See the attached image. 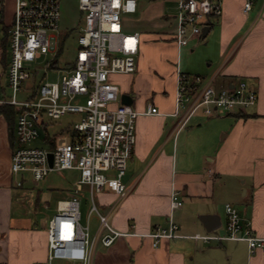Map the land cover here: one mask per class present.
Returning a JSON list of instances; mask_svg holds the SVG:
<instances>
[{
  "label": "crops",
  "instance_id": "crops-1",
  "mask_svg": "<svg viewBox=\"0 0 264 264\" xmlns=\"http://www.w3.org/2000/svg\"><path fill=\"white\" fill-rule=\"evenodd\" d=\"M8 2L14 6V1ZM222 5V14L206 25L210 26L206 36H192L185 46L179 47L173 38L176 14L165 15L168 31L136 30L142 38L136 71L112 76L120 86L118 103L124 96L140 113L136 144L123 177L131 190L111 217L114 227L127 234L110 247L98 244L95 264H264V254L250 253L244 239L195 237L227 233V203L239 204L243 220L251 221L255 233L264 236V0H254L249 11L245 0H223ZM160 39L164 56H155L159 64H153L151 50ZM183 51L187 55V63L180 66L183 71L205 80L215 77L217 86L246 79L258 90L257 102L246 111H218L212 116L200 111L176 129L177 67ZM150 104L160 113H147ZM68 127L49 131L54 146L71 138ZM17 145V138L15 145L10 143L9 122L0 113V264H40L49 256L50 220L39 215L33 202L24 203L27 196L16 189L27 181V172L16 182L11 170ZM174 187L184 202L173 210ZM100 194V210L110 211L118 194L108 187ZM222 197L227 198L224 204ZM204 214L216 215L210 228L201 218ZM170 217L179 226L177 234L154 245L150 233L158 224L167 226ZM53 264L79 262L55 259Z\"/></svg>",
  "mask_w": 264,
  "mask_h": 264
},
{
  "label": "built area",
  "instance_id": "built-area-1",
  "mask_svg": "<svg viewBox=\"0 0 264 264\" xmlns=\"http://www.w3.org/2000/svg\"><path fill=\"white\" fill-rule=\"evenodd\" d=\"M6 1L0 0V42L7 41L10 50L5 59L4 50L0 52V105L13 104L18 109V145L12 153L11 170L29 172L36 181L54 170L80 172L74 192L58 201L57 212L50 219L49 256L47 262L40 264H53L55 259L95 264L98 244L110 247L127 234L114 227L111 217L131 190L123 177L136 144L140 112L130 104L118 103L120 86L112 76L134 73L137 69L141 33L126 31L122 14L135 12L138 0H78L85 23L77 38L76 58L65 67L58 63L53 66L58 58L55 52L46 62L41 78L40 66L35 62L54 52L51 38L60 28L62 0H12L10 20L5 17ZM222 1L177 0L173 38L179 47L188 45L192 36L201 38L210 18L222 14ZM253 1L245 0V11L252 8ZM50 70L57 72L56 80L45 79ZM258 97V90L246 79L233 86H217L215 77L205 80L200 74L183 71L178 64L173 112L179 116L176 129H181L200 111L207 116L218 111H246ZM146 112L160 113V110L150 104ZM68 114L79 115L69 124L70 139L58 141L54 147L32 145L40 136L41 126ZM83 186H88L92 195L91 214L97 213L99 217L95 235L89 223L81 222L79 194ZM105 187L118 194L108 212H102L95 199ZM183 202L180 190L174 187L172 209ZM226 214V234L198 233L195 237L206 241L244 239L250 253L264 254V236L255 233L251 221H244L232 203L226 204ZM178 227L172 217L167 226L156 225L150 233L155 238L154 245L162 238L175 236Z\"/></svg>",
  "mask_w": 264,
  "mask_h": 264
},
{
  "label": "rangeland",
  "instance_id": "rangeland-1",
  "mask_svg": "<svg viewBox=\"0 0 264 264\" xmlns=\"http://www.w3.org/2000/svg\"><path fill=\"white\" fill-rule=\"evenodd\" d=\"M5 5V17L7 20H10L13 5L8 2V0ZM177 11V0H139L137 12L122 14L124 29L128 32L139 30L157 34L161 31H168L170 27L167 21L168 18H166L165 15L172 16L177 14ZM84 23L85 14L80 10L78 0H62L60 28L58 31L54 32L55 36L51 38L54 52L48 55H42L35 62L36 65L40 66L39 78L43 76L46 62L53 58L55 52H60L57 56L60 67H65L68 63L75 60L78 47L77 38ZM162 42L164 41L160 39L158 42L159 45H156V47L151 50V60L149 61L153 64H159L156 61L157 59H154L155 56L160 58L164 56V44H162ZM8 49L10 50V44H8ZM179 60L181 67L187 63V55L184 51L180 54ZM57 76L58 74L56 71L50 70L45 79L52 81L56 80ZM77 117L76 114H68L53 123L50 122L49 131L53 133L65 129L66 126L69 125V122L73 119L75 120ZM40 129L42 136L38 137L32 145H44L42 144V137L45 134L44 126ZM10 143L12 144L11 133ZM13 176L16 182L21 179V173H14ZM25 176L27 181L24 186H18L16 189L23 191L21 194L27 196L25 198L26 202L24 203L32 204L30 202H33L40 209L39 215L46 218V221L49 222L57 212L59 199L69 197L70 193L74 192L73 188L79 178V172L72 169L54 170L49 172V174L40 181H35L29 172L25 173ZM101 196L102 194H100V192L95 195L96 202L100 208L102 207L100 206ZM79 197L81 199V222L83 224L89 223L91 226V233L95 235L99 227V218L97 217V213L91 214L90 212L93 204L90 190L83 186ZM226 199V197H222L223 204ZM235 205L237 207L240 206L237 203H235ZM59 260L67 261L69 259Z\"/></svg>",
  "mask_w": 264,
  "mask_h": 264
},
{
  "label": "trees",
  "instance_id": "trees-1",
  "mask_svg": "<svg viewBox=\"0 0 264 264\" xmlns=\"http://www.w3.org/2000/svg\"><path fill=\"white\" fill-rule=\"evenodd\" d=\"M1 45L3 47L4 50V59L7 57V50H8V42L7 41H1ZM60 52L57 53V56ZM58 63V59H56L53 63V66L57 65ZM36 92L33 94L35 95ZM17 112L18 109L15 105L13 104H4L0 106V113H3L9 122V131L11 133V140H12V144L15 145V140L17 138L16 135V119H17ZM44 126V130H45V134L42 137L43 143H47L49 144L51 147H53L54 143H53V137L50 135L47 124L43 125Z\"/></svg>",
  "mask_w": 264,
  "mask_h": 264
},
{
  "label": "water",
  "instance_id": "water-1",
  "mask_svg": "<svg viewBox=\"0 0 264 264\" xmlns=\"http://www.w3.org/2000/svg\"><path fill=\"white\" fill-rule=\"evenodd\" d=\"M209 30H210V26H206L203 31V36H206ZM123 103L129 104V102L126 100L124 96H123ZM51 157H52V154H51ZM51 161H52V158H51ZM201 218L205 222L206 226L210 228L209 223L216 218V215L215 214H204L201 216Z\"/></svg>",
  "mask_w": 264,
  "mask_h": 264
}]
</instances>
